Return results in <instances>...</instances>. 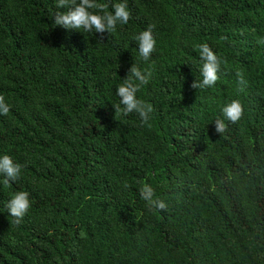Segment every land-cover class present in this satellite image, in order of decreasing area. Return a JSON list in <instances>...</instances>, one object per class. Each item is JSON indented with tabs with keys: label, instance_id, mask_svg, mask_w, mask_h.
<instances>
[{
	"label": "trees",
	"instance_id": "obj_1",
	"mask_svg": "<svg viewBox=\"0 0 264 264\" xmlns=\"http://www.w3.org/2000/svg\"><path fill=\"white\" fill-rule=\"evenodd\" d=\"M97 2H126L128 23L66 30L58 0H0V156L22 166L0 182V264H264V0ZM149 25L145 61L133 37ZM203 43L219 79L193 89ZM133 64L153 73L136 93L147 124L113 107ZM232 100L236 123L221 113ZM141 180L166 210L149 211ZM18 191L19 225L5 207Z\"/></svg>",
	"mask_w": 264,
	"mask_h": 264
},
{
	"label": "clouds",
	"instance_id": "obj_2",
	"mask_svg": "<svg viewBox=\"0 0 264 264\" xmlns=\"http://www.w3.org/2000/svg\"><path fill=\"white\" fill-rule=\"evenodd\" d=\"M57 7L64 8L66 11H57L54 13V24L66 30L78 31L83 29L84 32L95 33H113L116 31L117 24H127L130 19V11L126 2L112 4V11H106L108 7L105 3H99L97 0H58ZM94 10V11H90ZM102 13V14H101ZM154 25H149L148 28L133 38L137 42L139 55L148 61L151 54L155 51L156 40L153 37ZM259 43L264 44V39ZM200 60L202 61L201 75L202 80L195 81L191 84L193 89L210 88L216 84L219 79L221 68L220 58L211 50L207 43L199 46ZM153 73L150 69L141 71L135 64L130 68L127 76L116 89V95L120 98L118 104L114 107L115 115L128 116L135 112L140 117L142 124H147L150 119V114L153 112V107L140 99H137L136 93L141 86L147 85ZM238 90H245L246 81L242 73H237ZM10 111L8 105L5 104L4 97L0 95V114L7 115ZM243 106L239 100H232L226 103L221 108L223 117L236 123L243 116ZM150 126V125H149ZM217 133L226 131V126L223 120L215 122ZM21 165L15 163L11 156H0V176L3 180L0 181L4 186H9L11 182L16 181L21 172ZM141 185L140 198L146 202L149 211L157 210L164 211L167 209L166 203L155 197V190L151 184L146 181H138ZM127 187V185H125ZM29 193L27 191L16 192L5 205L8 213L14 218V223L19 225L23 217L27 214L31 207Z\"/></svg>",
	"mask_w": 264,
	"mask_h": 264
}]
</instances>
